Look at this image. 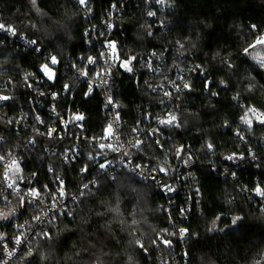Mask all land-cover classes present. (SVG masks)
<instances>
[{"label": "clouds", "instance_id": "clouds-1", "mask_svg": "<svg viewBox=\"0 0 264 264\" xmlns=\"http://www.w3.org/2000/svg\"><path fill=\"white\" fill-rule=\"evenodd\" d=\"M249 3L208 48L182 0H0V264H264Z\"/></svg>", "mask_w": 264, "mask_h": 264}, {"label": "trees", "instance_id": "trees-1", "mask_svg": "<svg viewBox=\"0 0 264 264\" xmlns=\"http://www.w3.org/2000/svg\"><path fill=\"white\" fill-rule=\"evenodd\" d=\"M16 2L17 0H12L13 4H15ZM106 2H110V0H106ZM117 2H119V0H117ZM182 3H183V12H182L183 16H190L196 18H199L201 16H203L204 18L210 17L215 22L216 24L215 30L213 32L208 33V41H207L208 48H211L214 42L217 44V46L220 43L228 42L227 35H221V33L225 32L227 23L230 18L242 17L245 19H251L253 22L260 21L262 19L261 13L257 12L255 7H253L251 3H249V7L247 9L244 8L243 0H182ZM218 7L222 9V13L220 15H217L215 11L216 8ZM11 10L12 9L10 7L9 11ZM98 16L99 13H97V19ZM129 33H130V29L128 28V26H125L123 33L117 31L115 35L119 36L121 40H123L124 36L127 35L128 39L131 40L132 37ZM121 83L122 85L130 84L131 81L128 79L127 76H125L124 80ZM197 87L202 89L203 85L201 83H197ZM124 99L127 102L131 103L134 100H138L139 97L137 96L134 88L128 87L124 89ZM77 100L79 102V97H77ZM84 107L87 108L88 105L85 104ZM94 111H98V110H94ZM249 179H251L250 175H249ZM205 185L210 190L218 187L217 184H213L209 181H205Z\"/></svg>", "mask_w": 264, "mask_h": 264}]
</instances>
